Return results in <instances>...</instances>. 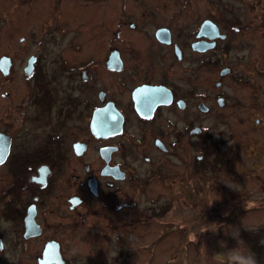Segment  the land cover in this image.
Listing matches in <instances>:
<instances>
[{
	"label": "flooded vegetation",
	"instance_id": "af4514ba",
	"mask_svg": "<svg viewBox=\"0 0 264 264\" xmlns=\"http://www.w3.org/2000/svg\"><path fill=\"white\" fill-rule=\"evenodd\" d=\"M240 1L248 19L215 0L21 1L38 51L5 55L0 70V264H131L148 225L159 227L151 248L179 232L183 192L207 205L210 176L234 175L244 154L264 169L252 143L264 135V0ZM247 96L257 116L236 120L252 146L222 149L211 117L239 115ZM153 184L172 199L148 204Z\"/></svg>",
	"mask_w": 264,
	"mask_h": 264
},
{
	"label": "rangeland",
	"instance_id": "374dc122",
	"mask_svg": "<svg viewBox=\"0 0 264 264\" xmlns=\"http://www.w3.org/2000/svg\"><path fill=\"white\" fill-rule=\"evenodd\" d=\"M21 1L27 0H0V58L6 55L20 61L36 50L38 51V47L32 41L29 42L28 37L31 27L34 28L35 34H38L39 29L32 26L26 19V4ZM193 1L196 3L194 7L205 6V0H190L187 6L189 7ZM215 1L217 7L223 4L227 8L231 7L233 8L232 12L234 13L235 10L243 19H248L250 16L246 6L240 0ZM16 8H23L18 9L20 15L13 13ZM261 8H264V1ZM20 38L23 40L20 41ZM258 39V56L261 57L264 54V39ZM234 53L232 52V55H235ZM259 83L262 81L259 80ZM7 85L6 83L1 84V86ZM233 87L230 85L224 88V91L232 96V101L235 95L239 96L238 90ZM241 102L243 111H240L239 115L230 107L221 114V118L226 120L225 123H217L214 121L216 118L211 117V140L222 142V149L227 147L230 138L239 145L243 141V143L248 142L252 146L250 139L255 136L252 135L249 128L240 126L236 119L241 118L244 111L247 114L249 109L253 110L255 106L248 96ZM250 113L257 116L254 110ZM218 119L220 118L218 117ZM257 137L258 141L254 139L252 143L257 144L258 142L262 153H264V135H257ZM202 141L201 138L194 142L192 149L194 157L200 154L199 150L203 146ZM249 158L245 154L242 156V162L235 167L237 171L235 168L231 170L234 175H229L224 170L219 175L210 176L211 188L207 191V195L202 193L209 200L207 205H202L198 201L196 196L199 193L198 189L182 191L186 195L183 197L184 200L178 201L179 232L175 230L167 232V235L160 238L158 244L151 248V244L159 235V227L148 225L143 239H131L135 245L139 241H145L146 245V250L137 256L132 249L131 264H139L142 261H145L146 264H167L176 249H179L177 264H227L226 253L231 249H238L241 253L251 254L255 257L243 236H248L247 233L250 231L264 229V169L254 171L251 165L255 161ZM255 163L261 165L260 158ZM180 166L179 163L178 167ZM242 168H244L242 174L238 175L239 169ZM241 175L243 177L240 178ZM198 178L199 176L195 175V180ZM173 195L174 192L169 193L162 184L158 187L153 184L146 197L148 204H152L154 201L167 203ZM192 203L194 206H186ZM257 264H264V258Z\"/></svg>",
	"mask_w": 264,
	"mask_h": 264
},
{
	"label": "trees",
	"instance_id": "16d2710c",
	"mask_svg": "<svg viewBox=\"0 0 264 264\" xmlns=\"http://www.w3.org/2000/svg\"><path fill=\"white\" fill-rule=\"evenodd\" d=\"M247 234L249 235H244L243 239L251 247L258 262L264 258V229L253 230Z\"/></svg>",
	"mask_w": 264,
	"mask_h": 264
},
{
	"label": "clouds",
	"instance_id": "9594fccd",
	"mask_svg": "<svg viewBox=\"0 0 264 264\" xmlns=\"http://www.w3.org/2000/svg\"><path fill=\"white\" fill-rule=\"evenodd\" d=\"M226 254L227 264H257L253 255L241 253L238 249H231Z\"/></svg>",
	"mask_w": 264,
	"mask_h": 264
},
{
	"label": "water",
	"instance_id": "95a60500",
	"mask_svg": "<svg viewBox=\"0 0 264 264\" xmlns=\"http://www.w3.org/2000/svg\"><path fill=\"white\" fill-rule=\"evenodd\" d=\"M203 28H204V26H202L200 33L202 32ZM158 37L160 38V40L166 41L163 32H158ZM9 66H10V59L8 57H5V56L1 57V59H0V70L2 71V73L4 75L8 74ZM102 128H103V126L101 127V129Z\"/></svg>",
	"mask_w": 264,
	"mask_h": 264
}]
</instances>
